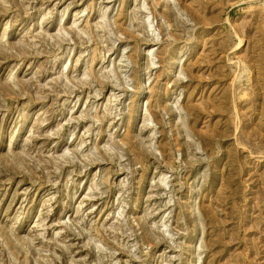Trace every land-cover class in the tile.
Segmentation results:
<instances>
[{"label":"rangeland","instance_id":"obj_1","mask_svg":"<svg viewBox=\"0 0 264 264\" xmlns=\"http://www.w3.org/2000/svg\"><path fill=\"white\" fill-rule=\"evenodd\" d=\"M0 264H264V0H0Z\"/></svg>","mask_w":264,"mask_h":264}]
</instances>
